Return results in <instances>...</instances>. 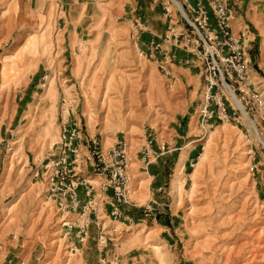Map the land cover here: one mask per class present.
Listing matches in <instances>:
<instances>
[{"label": "rangeland", "instance_id": "374dc122", "mask_svg": "<svg viewBox=\"0 0 264 264\" xmlns=\"http://www.w3.org/2000/svg\"><path fill=\"white\" fill-rule=\"evenodd\" d=\"M230 2L252 35L249 55L264 85V0ZM28 3L0 0L1 264H264V144L249 121L203 130L195 125L201 85L182 83L142 54L131 26L119 20L88 29L83 21L80 33L91 39L63 40L60 28L79 11L33 0L28 13ZM64 103L84 152L126 139L133 169L146 136L173 139L149 167L165 165L153 185L148 172L132 170L134 201L122 206L124 221L106 215L101 227L89 223L84 238L78 225L87 185L78 187L79 208L66 213L69 228L46 174ZM253 124L264 139L262 123ZM81 170L94 176L85 162ZM105 194L100 201L112 209V190Z\"/></svg>", "mask_w": 264, "mask_h": 264}, {"label": "built area", "instance_id": "2783aa9c", "mask_svg": "<svg viewBox=\"0 0 264 264\" xmlns=\"http://www.w3.org/2000/svg\"><path fill=\"white\" fill-rule=\"evenodd\" d=\"M156 1L162 4L169 18L164 39L172 40L176 47L190 52L194 57L192 62L199 69L201 101L197 113L202 129L207 131L218 122L239 123L245 117L253 123L261 122L264 130V85L251 72V34L247 28L234 32L232 22L236 14L229 0H207L216 19L215 25L209 10L201 2L193 5L188 0L183 3L177 0ZM161 49V42L149 45L150 54ZM142 54L149 57L148 53ZM161 68L168 72L166 65L162 64ZM64 105L59 139L53 143L58 147L57 157L49 159L46 174L50 195L57 199L65 213L62 220L69 228L74 223L67 220L66 213L79 208L78 187L87 185L88 203L81 212L78 225V235L84 238L88 234L89 223L95 222L99 227L103 224L98 205L105 192L112 190L111 214L115 218L122 216L120 205L134 201L131 190L132 157L126 139H118L109 147L94 146L91 153L84 152L81 128L76 121L70 120L71 104ZM141 151L144 160L157 156L151 139L141 146ZM84 162L90 165V171L100 180L98 184L94 182V176L90 179L81 174ZM87 207H90L89 211ZM91 212L95 214L94 218H91ZM3 257L0 239V264Z\"/></svg>", "mask_w": 264, "mask_h": 264}, {"label": "crops", "instance_id": "0c3cea01", "mask_svg": "<svg viewBox=\"0 0 264 264\" xmlns=\"http://www.w3.org/2000/svg\"><path fill=\"white\" fill-rule=\"evenodd\" d=\"M29 1L30 3L24 6L25 11L28 13L30 11L29 9L32 6L31 3L33 0H29ZM45 1L46 3L56 2L57 7L60 6L62 9L65 5H67V2L68 3L70 2L71 10L74 9L75 11L76 10L79 11L78 19L76 18V20L68 21V19L66 18L65 26L62 25L63 27L60 28V30H62L63 40L76 41V40L91 39L90 37L85 36L84 32L80 33L79 25L82 24L83 21L86 24H90V27H88V29H90L92 24L105 25L112 23L114 21L122 20V22L131 26L133 36L136 39V44L141 51L150 54L149 45L152 42L162 43V49L155 53H152L151 57L157 58L158 62H163L168 68L169 75L173 73L178 75L180 80L182 78V83H183V78H186L187 81H198L199 86L201 85L200 73L198 72L196 77L192 74L193 73L192 68H194L195 70L198 69L196 65L192 62L194 58L193 55L190 52H187L179 47H176L172 40L164 39L168 29L169 18L165 13L162 4L157 2L156 0H45ZM177 1L183 3L186 0H177ZM188 1L193 5H196L198 2L204 4L205 7L209 10L212 23L214 25L216 24L215 16L211 8L209 7L207 0H188ZM235 14L236 17L232 22V27L234 32L238 33L241 29H243L246 26L245 24H243L244 20L240 16V13L239 12L236 13L235 11ZM64 15H65V11H64ZM71 23L73 27H71L70 25ZM99 39H101V37H99ZM185 60H190L191 62L186 63ZM259 65L260 67H262V65H264V60L262 62H259ZM250 66L253 76L257 80L262 81V79L260 78L261 77L260 71L254 68L253 62H251ZM195 125L196 126L199 125V117H196ZM150 139H151V146L156 152L157 156H153L148 162L145 161L144 158L142 157V152L140 151L141 150L140 147L137 153L141 154V158H139V162H141L142 164H140L137 167H134V169L132 167V170L135 171V173L138 176L145 175L148 172V174L150 175L148 177L149 184L151 186L155 182L153 181L154 178L157 175L159 176L161 172H163L165 165L164 163L162 164L159 163L157 166L152 165L151 167V169H153L152 172L150 171L149 168L150 165L152 164V162L156 161L157 159L162 158L161 157L162 155L166 154L167 151H171L174 147L172 146L170 147V144H173L172 138H162L159 139L158 141L157 138L154 137L153 138H149V136L145 137L146 142H148V140ZM165 146H167L168 148L165 149L164 148ZM179 160L181 161L182 158H180ZM185 165H186V160L184 161L182 166L185 167ZM85 172L87 173L89 171H85ZM160 185L162 184L156 183V187L152 186L153 190H148V194L150 195L146 200H150L149 198L153 197V195L157 193L156 191H159ZM100 202L98 205L99 207L98 213L100 214L101 212V215L99 216L101 217V221H102L103 218L106 217V215L112 216V214L110 213L111 210L110 205H108L109 208H106L104 207L105 205L103 206L102 202L101 203ZM123 205H125V203L120 205L121 211ZM103 207L107 210L104 211ZM122 218H123V211H122V216L119 218V221L123 222L124 218L123 219ZM102 223L104 224V220L102 221ZM15 236L17 237V235ZM6 257H7V253L5 254V257L1 262H3Z\"/></svg>", "mask_w": 264, "mask_h": 264}, {"label": "bare ground", "instance_id": "6f19581e", "mask_svg": "<svg viewBox=\"0 0 264 264\" xmlns=\"http://www.w3.org/2000/svg\"><path fill=\"white\" fill-rule=\"evenodd\" d=\"M249 123L251 124V126L254 128V131H255V135H256V138H258L259 141H261L263 144H264V139L261 137V135H259L258 131L255 129V126L252 122L249 121ZM249 125V124H248ZM253 131V132H254ZM206 154L207 153H204V157H206Z\"/></svg>", "mask_w": 264, "mask_h": 264}]
</instances>
